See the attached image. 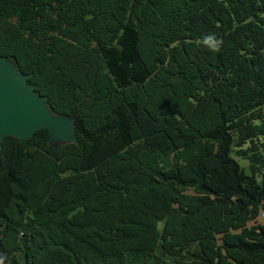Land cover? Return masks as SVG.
I'll use <instances>...</instances> for the list:
<instances>
[{"label":"trees","instance_id":"16d2710c","mask_svg":"<svg viewBox=\"0 0 264 264\" xmlns=\"http://www.w3.org/2000/svg\"><path fill=\"white\" fill-rule=\"evenodd\" d=\"M0 55L76 133L3 139L0 264H264V0H0Z\"/></svg>","mask_w":264,"mask_h":264},{"label":"water","instance_id":"95a60500","mask_svg":"<svg viewBox=\"0 0 264 264\" xmlns=\"http://www.w3.org/2000/svg\"><path fill=\"white\" fill-rule=\"evenodd\" d=\"M43 127L51 130L54 142L75 139L73 120L54 114L26 76L0 55V149L5 136L28 139Z\"/></svg>","mask_w":264,"mask_h":264},{"label":"clouds","instance_id":"9594fccd","mask_svg":"<svg viewBox=\"0 0 264 264\" xmlns=\"http://www.w3.org/2000/svg\"><path fill=\"white\" fill-rule=\"evenodd\" d=\"M204 43L208 45L211 50L219 51L223 44L222 40L216 39L214 36H207L204 38Z\"/></svg>","mask_w":264,"mask_h":264}]
</instances>
